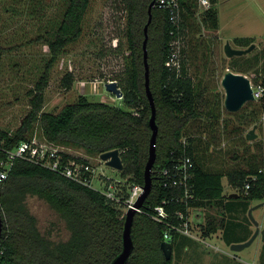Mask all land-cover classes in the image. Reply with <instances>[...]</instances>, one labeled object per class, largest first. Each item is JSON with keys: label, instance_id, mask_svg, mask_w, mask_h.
<instances>
[{"label": "trees", "instance_id": "obj_1", "mask_svg": "<svg viewBox=\"0 0 264 264\" xmlns=\"http://www.w3.org/2000/svg\"><path fill=\"white\" fill-rule=\"evenodd\" d=\"M152 1L121 0L125 28L112 52L122 54L124 61L117 78L113 79L123 92V106L91 102L87 96L81 95L56 114L44 111L45 90L49 85L51 69L60 56L70 54L91 34L90 14L95 0H61V12L50 22L44 34L37 38L48 46L49 57L44 60L43 70L33 89L27 93L30 111L17 130L0 131V141L6 147L13 148L31 139L33 126L40 122L45 140L85 154L64 153L65 161L91 164L90 158L119 150L124 164L120 172L122 183L118 185L120 203L60 173L17 161L0 192L3 218L0 247L5 249L7 264H112L122 253L126 221L123 203L133 185L145 184L152 137V109L145 89L143 50L144 28ZM209 1L210 7L205 10V19L211 23L212 29L219 30L216 9L218 0ZM37 2L35 0L36 5ZM179 2L181 20L178 24L170 20V11L158 7L152 10L147 48L150 85L159 129L157 158L152 172L153 188L141 212L136 213L132 227L134 249L125 264H173V258L166 260L161 249L168 227L153 219L155 208L162 206L164 201H169L165 207L174 223H178L175 217L177 211L189 216L194 209L208 211L222 208L225 211L222 220L217 222L207 213L206 224L201 226V231L204 238H210L223 229L228 246L248 241L251 237L250 232L246 233L251 224L246 215L248 209L255 201L264 202L263 142L258 143L262 155L250 157L247 168L216 171L207 164L203 154L207 149H203L202 140L188 133L190 123L202 116L198 110L201 95L188 74L184 49L179 71L169 68L167 63L172 54L171 44L177 40L182 41L188 27L192 26L195 33L199 32L193 24L198 0ZM235 42L248 48L254 44L255 39L241 38ZM102 52L99 51L101 56ZM259 64L260 60L256 66ZM234 66L237 67L238 63L235 62ZM73 81V75L68 73L62 78L61 85L69 90ZM221 106V101L217 100L207 112V119L219 121ZM184 138L188 139L187 147L182 143ZM185 155L191 157L194 163L189 197H186L184 188H164L161 177L165 168L172 169L180 164ZM224 178L228 179L229 185L235 189L233 193L238 194V197L224 194ZM29 196L47 202L65 221L70 232L67 241L55 242L41 233L36 217L29 212L26 204ZM227 214L231 215L229 218L239 220L237 224L231 223ZM241 215L244 217L241 218ZM238 228L246 233L241 240H238ZM171 234L173 249L177 246L178 250L183 236L175 231H171Z\"/></svg>", "mask_w": 264, "mask_h": 264}, {"label": "rangeland", "instance_id": "obj_2", "mask_svg": "<svg viewBox=\"0 0 264 264\" xmlns=\"http://www.w3.org/2000/svg\"><path fill=\"white\" fill-rule=\"evenodd\" d=\"M37 1L36 5L35 0H0V131L13 132L23 124L30 111L27 93L33 89L43 70L44 60L49 57L48 46L37 38L44 34L50 22L61 12L62 2ZM207 9L198 0L193 24L199 32L195 33L192 26L188 27L184 39L179 40L180 44L176 46L177 50H181V60L182 50H185L183 55L188 74L201 95L198 110L202 116L190 123L188 133L202 140L203 149H207L203 154L212 170L247 168L250 157L262 155L258 143H264V91L259 99L247 103L239 112L231 113L224 106L225 90L221 82L227 69H231L247 76L255 89L259 86L264 89V0H218L219 31L212 29L211 23L206 21L204 13ZM90 21L91 34L70 54L60 56L51 69V78L45 90L46 112L56 114L81 95L87 96L91 102L123 106V99L105 88L106 83L117 78L124 64L122 54L112 52L125 28L121 0H95ZM248 37H255L256 47L251 53L233 59L225 55L224 47L228 42L235 49H247L239 46L235 40ZM99 51H103V56ZM258 60L260 64L256 66ZM235 62L238 63L237 67L234 66ZM68 73L73 75L74 81L72 88L66 90L61 81ZM217 100L222 104L221 117L213 122L207 119L206 114ZM225 121L228 123L226 127ZM255 127L257 137L252 141L247 140L246 135ZM42 133L41 123L36 122L31 130V139L49 142ZM90 161L99 167L98 177L103 174L121 180L119 171L100 163L97 157ZM223 185L226 194L235 191L227 178L223 179ZM95 186H100L99 181ZM261 203L253 202L248 216L249 210ZM26 204L29 212L36 217L43 235L55 242L69 239L70 232L65 221L47 202L29 196ZM223 212L222 208L217 207L207 211L217 222L222 220ZM257 212L264 220V206L258 208ZM227 216L229 218L231 215ZM229 221L237 224L239 220L229 218ZM192 232L209 246L183 236V246L178 250L177 246L173 249V264H264V239L261 235L250 247L233 252L224 239L223 229L211 238H204L199 226L194 225ZM242 236L245 234L238 228V240ZM205 255H209L207 259Z\"/></svg>", "mask_w": 264, "mask_h": 264}, {"label": "built area", "instance_id": "obj_3", "mask_svg": "<svg viewBox=\"0 0 264 264\" xmlns=\"http://www.w3.org/2000/svg\"><path fill=\"white\" fill-rule=\"evenodd\" d=\"M200 3L206 8L210 7L209 0H200ZM155 7L170 11V20L174 24L180 23L181 6L179 0H156ZM179 44V40L174 41L171 44L172 54L167 63L169 68L176 69L177 71L181 69L182 63L181 50L176 49V46ZM253 90L256 99H259L264 91L261 86L257 89L253 87ZM182 143L187 147L188 139L184 138ZM64 153H72V151L66 147H59L51 142L29 139L20 142L13 148H8L4 145L3 141H0V192L5 187L6 181L15 168L17 161H23L60 173L65 178L80 185L100 191L107 198L120 203V198L117 195L119 193L118 185L122 183V180L107 177L103 174L98 177L99 167L93 165L92 162L91 164H84L75 161H65L63 156ZM72 154L85 156L83 151H75V153ZM97 159L100 163L106 165L102 162L100 156L97 157ZM193 167L194 163L192 158L185 155L180 164L175 165L172 169L165 168L161 173L164 188H184L186 197H189L188 193L190 190V181L192 179L191 170ZM97 181L100 183L99 187L95 186ZM143 193L144 186L142 185L135 184L130 188L128 198L123 203L125 216L131 208H134L136 202ZM167 204H169V201H164L162 206L155 208L156 213L153 217L155 221L165 223L168 227V231L164 233V241H172L171 231H175L181 236L190 237L205 243V240L192 232L194 226L192 215L188 216L183 212L177 211L175 217L177 218L178 223H174L170 220V213L166 210L165 205ZM137 212H141V208L138 209ZM207 246H209V244H207ZM5 258V249L0 247V264H7Z\"/></svg>", "mask_w": 264, "mask_h": 264}, {"label": "water", "instance_id": "obj_4", "mask_svg": "<svg viewBox=\"0 0 264 264\" xmlns=\"http://www.w3.org/2000/svg\"><path fill=\"white\" fill-rule=\"evenodd\" d=\"M156 0H153L150 7H149V19L144 28L145 40L143 42V50H144V66H145V89L146 95L149 100L150 107L152 109V115L150 119V127L152 129V137L150 141V150H149V160L146 165L145 169V184H144V193L141 195L139 200L136 202L134 208H131L127 215L125 221V228L123 234V251L122 253L113 261L112 264H125L127 260L130 258L133 249H134V242L132 238V227L134 223V219L138 209H140L144 201L150 195L152 188H153V180H152V172L153 167L156 162L157 158V137H158V126L156 123V115L157 109L155 104V99L151 90L150 85V66L148 62V40H149V26L152 22V10L155 7ZM256 45L252 44L247 49H235L231 46L228 42L224 47L225 55L232 59L234 57H241L251 53L255 49ZM222 87L225 90V101L224 106L225 109L231 113L239 112L247 103L253 102L256 100L254 95V90L252 87V83L250 79L239 73L233 72L231 69H227L223 79H222ZM105 88L108 92L116 95L118 98H123V92L119 88L118 83L115 81L108 82L105 84ZM256 127L251 130L247 135L246 138L249 141L254 140L257 135L255 133ZM100 159L102 162L106 164L107 167H110L116 171H123L124 164L120 156L119 150H113L109 152H105L100 155ZM229 197H238V194L232 193ZM264 205V202L252 207L249 210V218L252 223L255 225L256 230L252 237L243 243H234L230 246L231 251L233 252H241L244 249L250 247L254 241L261 235L264 239V226L261 228L259 222L255 219L253 212ZM204 218H205V211L203 209H194L192 213V222L195 226L201 227L204 225ZM3 233V218L0 206V238ZM161 249L164 253L166 260H171L173 256V243L172 241H163L161 245Z\"/></svg>", "mask_w": 264, "mask_h": 264}, {"label": "crops", "instance_id": "obj_5", "mask_svg": "<svg viewBox=\"0 0 264 264\" xmlns=\"http://www.w3.org/2000/svg\"><path fill=\"white\" fill-rule=\"evenodd\" d=\"M219 16V15H218ZM219 29H220V27H219ZM219 31V30H218ZM263 36H264V34H263ZM248 38H255V37H248ZM233 193V192H232ZM231 193V194H232ZM224 194H226V193H224ZM227 195V194H226ZM230 195V194H229ZM263 203V202H262ZM264 206V205H263ZM263 206H261V207H263ZM260 207V208H261ZM205 211V218H204V225L206 224V217H207V211L206 210H204ZM193 213V212H192ZM253 215H254V217H255V219L259 222V224H260V226L261 227H263L264 226V220H262L261 219V216L262 215H258V212H257V210H255L254 212H253ZM247 216H248V214H247ZM255 230H256V227H255V225L252 223V221H251V224L249 225V229H248V231L246 232V233H248V232H250V235H251V237H252V235L254 234V232H255ZM246 233H244L245 235H246ZM213 237V236H212ZM250 237V238H251ZM261 237V236H260ZM211 238V237H210ZM249 238V239H250ZM248 239V240H249ZM182 246H183V244H182ZM206 256V255H205ZM209 256V255H208ZM208 256H206V259H207V257ZM208 260H212V258L210 259V258H208Z\"/></svg>", "mask_w": 264, "mask_h": 264}]
</instances>
